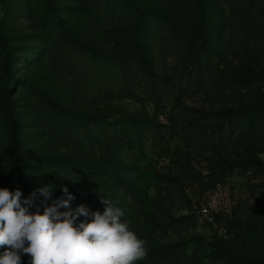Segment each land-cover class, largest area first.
Segmentation results:
<instances>
[{
    "label": "rangeland",
    "instance_id": "rangeland-1",
    "mask_svg": "<svg viewBox=\"0 0 264 264\" xmlns=\"http://www.w3.org/2000/svg\"><path fill=\"white\" fill-rule=\"evenodd\" d=\"M203 1L201 36L197 0H0V188L50 183L32 212L60 185L73 209L112 200L146 241L137 264H264V0ZM143 122L188 126L173 159L135 145Z\"/></svg>",
    "mask_w": 264,
    "mask_h": 264
},
{
    "label": "clouds",
    "instance_id": "clouds-1",
    "mask_svg": "<svg viewBox=\"0 0 264 264\" xmlns=\"http://www.w3.org/2000/svg\"><path fill=\"white\" fill-rule=\"evenodd\" d=\"M60 187L64 196L45 204L43 212L39 206L35 212L30 208L37 192L45 201L52 199L55 188L50 183L23 200L19 188H0V248H5L0 264H23L24 255L28 264H137L146 259V241L130 230L112 200L101 198L102 213L85 205L73 209L75 196Z\"/></svg>",
    "mask_w": 264,
    "mask_h": 264
},
{
    "label": "trees",
    "instance_id": "trees-1",
    "mask_svg": "<svg viewBox=\"0 0 264 264\" xmlns=\"http://www.w3.org/2000/svg\"><path fill=\"white\" fill-rule=\"evenodd\" d=\"M196 5L198 8V12H199L198 18L200 21L198 23V25L196 26V31L198 33L197 35L202 36L203 34H205L204 33L205 32L204 26H205V24H207L206 23V3L203 0H197ZM161 15H163V16H161ZM160 16L163 19H165L167 17L165 12H160ZM167 20H168V18H167ZM168 24H169V27L175 31L176 26L173 24V22L170 21ZM96 53L104 54V53H100L98 51H96ZM8 54L9 53H7V56H8ZM194 56H195V59L193 61L197 63L199 53H195ZM198 77H199V75H198ZM254 107H255V105H245V106H240V107H236V108L220 109L217 112H212L215 115V117L219 118V121L215 124L216 127H214L212 129V131L214 130V132H217L218 135L222 136L226 121L232 120V119L239 117V116L255 118L257 116V113H256V110L254 109ZM66 113L71 114L67 111H66ZM75 116L78 118L83 117L79 114H78V116L77 115H75ZM203 116H207V114L203 113ZM197 122H198V118L194 117V118H191L187 124L196 125L195 123H197ZM108 124L111 127H116L118 125V122L108 123ZM198 126L199 125H197V127L195 129V131H197L198 133L199 132L203 133V132L207 131L206 129H203V128L200 129ZM187 127H182L181 129H179L180 131H177L178 129H171V131L168 132L167 130H165L164 125H161V124L160 125L159 124L154 125V124H149V123L143 122L140 125L136 126L137 136L135 137V145L138 146L140 149H143L144 150L143 152H145V148L147 146H150V147L155 148V149H159L161 152L160 153L161 157L173 159L174 155H176V152H174V150L172 151L169 147H165L164 144L170 140L169 138H172L173 136L180 134V132H186L188 129ZM189 127H191V129L193 128V126H189ZM167 138L169 140H167ZM204 144L205 143H201L200 148H202L204 146ZM194 146H196V144ZM98 211H100L102 213L104 211V209L102 210L101 207H99Z\"/></svg>",
    "mask_w": 264,
    "mask_h": 264
},
{
    "label": "built area",
    "instance_id": "built-area-1",
    "mask_svg": "<svg viewBox=\"0 0 264 264\" xmlns=\"http://www.w3.org/2000/svg\"><path fill=\"white\" fill-rule=\"evenodd\" d=\"M203 211H204V214L208 217V219L209 220H212V217L210 215L209 209L207 207H205Z\"/></svg>",
    "mask_w": 264,
    "mask_h": 264
}]
</instances>
